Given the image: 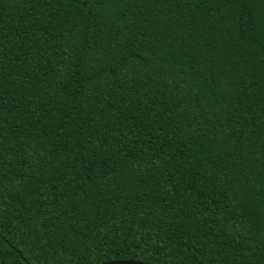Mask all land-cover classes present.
Wrapping results in <instances>:
<instances>
[{
	"label": "trees",
	"instance_id": "obj_1",
	"mask_svg": "<svg viewBox=\"0 0 264 264\" xmlns=\"http://www.w3.org/2000/svg\"><path fill=\"white\" fill-rule=\"evenodd\" d=\"M121 261L264 264V0H0V263Z\"/></svg>",
	"mask_w": 264,
	"mask_h": 264
},
{
	"label": "snow or ice",
	"instance_id": "obj_2",
	"mask_svg": "<svg viewBox=\"0 0 264 264\" xmlns=\"http://www.w3.org/2000/svg\"><path fill=\"white\" fill-rule=\"evenodd\" d=\"M104 2H105V3H109V2H111V0H104ZM185 2L187 3V0H185ZM247 2L254 3L255 0H247ZM154 62H155V57H154ZM137 67H140V66H137ZM143 67H144V68L147 67V62H144ZM157 74L159 75L160 73H157Z\"/></svg>",
	"mask_w": 264,
	"mask_h": 264
},
{
	"label": "water",
	"instance_id": "obj_3",
	"mask_svg": "<svg viewBox=\"0 0 264 264\" xmlns=\"http://www.w3.org/2000/svg\"><path fill=\"white\" fill-rule=\"evenodd\" d=\"M3 264V263H0ZM107 264H142L139 262H129V261H121V262H111V263H107Z\"/></svg>",
	"mask_w": 264,
	"mask_h": 264
}]
</instances>
